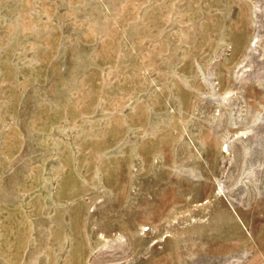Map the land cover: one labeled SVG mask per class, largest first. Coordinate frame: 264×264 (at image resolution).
<instances>
[{
	"label": "rangeland",
	"instance_id": "1",
	"mask_svg": "<svg viewBox=\"0 0 264 264\" xmlns=\"http://www.w3.org/2000/svg\"><path fill=\"white\" fill-rule=\"evenodd\" d=\"M0 264H264V0H0Z\"/></svg>",
	"mask_w": 264,
	"mask_h": 264
}]
</instances>
